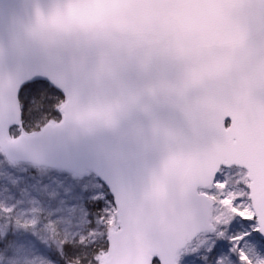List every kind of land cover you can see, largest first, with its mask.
I'll list each match as a JSON object with an SVG mask.
<instances>
[{
    "label": "snow or ice",
    "instance_id": "snow-or-ice-1",
    "mask_svg": "<svg viewBox=\"0 0 264 264\" xmlns=\"http://www.w3.org/2000/svg\"><path fill=\"white\" fill-rule=\"evenodd\" d=\"M133 2L145 15L132 51L71 43L96 26L73 20L67 0L37 3L23 33L0 32V264H264V0ZM42 33L67 39L16 54ZM202 35L201 59L232 54L224 74L245 92L240 115L218 126L232 162L171 131L175 111L160 99L171 89L142 87L163 49L168 73L186 79L194 61L175 46ZM137 111L150 137L125 128Z\"/></svg>",
    "mask_w": 264,
    "mask_h": 264
},
{
    "label": "water",
    "instance_id": "water-1",
    "mask_svg": "<svg viewBox=\"0 0 264 264\" xmlns=\"http://www.w3.org/2000/svg\"><path fill=\"white\" fill-rule=\"evenodd\" d=\"M54 2L55 0H0V32L10 25H15L17 30L23 33L32 24L35 5L39 3L42 8L47 9ZM67 2L73 20L96 26V30L88 36L71 38L74 45L107 41L115 48L124 47L132 51L142 43L138 30L143 25L145 10L136 6L133 0H94V6L88 9L72 7L71 0ZM65 39L67 38L51 33H42L35 41L23 38L16 54L23 55L33 47L43 49L46 44H60ZM204 39L202 35L187 43L178 42L175 46L174 54L177 57L192 58L194 61L187 66L186 79L178 80L168 73L163 59L167 49H163L157 53L159 59L149 68L142 81V87L171 89L170 96L160 97L169 103L177 117L168 125L171 131L181 137L192 135L206 139L217 146L213 159L220 158L223 162H232L230 150L223 145L218 135V126L226 117L236 118L240 115V108L245 102V92L242 88L234 86L231 76L224 74L226 69L234 64L232 54L219 52L211 58L201 59ZM152 51L153 46L145 45L143 54L147 55ZM253 59L250 56L244 63H251ZM23 80L31 82L27 76L23 77ZM145 107L149 110L151 108V101L147 97ZM125 128L129 131L142 130L145 136H151L150 122L147 115L141 111L132 115ZM248 151L253 152L254 147L248 145ZM166 155V151L161 148L156 157L149 156L145 160L142 172L145 183L150 182L153 168L159 167ZM76 171L78 174L86 173L87 169Z\"/></svg>",
    "mask_w": 264,
    "mask_h": 264
},
{
    "label": "trees",
    "instance_id": "trees-1",
    "mask_svg": "<svg viewBox=\"0 0 264 264\" xmlns=\"http://www.w3.org/2000/svg\"><path fill=\"white\" fill-rule=\"evenodd\" d=\"M61 97H62V95H61ZM55 99V98H54Z\"/></svg>",
    "mask_w": 264,
    "mask_h": 264
}]
</instances>
